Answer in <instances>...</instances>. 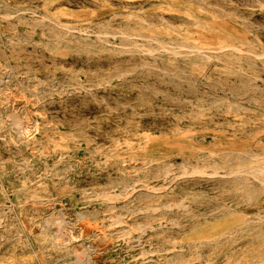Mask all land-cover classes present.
I'll list each match as a JSON object with an SVG mask.
<instances>
[{
    "label": "rangeland",
    "instance_id": "1",
    "mask_svg": "<svg viewBox=\"0 0 264 264\" xmlns=\"http://www.w3.org/2000/svg\"><path fill=\"white\" fill-rule=\"evenodd\" d=\"M0 264H264V0H0Z\"/></svg>",
    "mask_w": 264,
    "mask_h": 264
},
{
    "label": "bare ground",
    "instance_id": "2",
    "mask_svg": "<svg viewBox=\"0 0 264 264\" xmlns=\"http://www.w3.org/2000/svg\"><path fill=\"white\" fill-rule=\"evenodd\" d=\"M148 38V37H147ZM150 39V38H149ZM219 46V45H218ZM218 51V50H217ZM250 155V154H249ZM203 167V166H202ZM198 169V168H197ZM237 170V169H236ZM192 171V170H191ZM216 171V170H215ZM232 171V170H231ZM184 172V171H183ZM228 172V171H227ZM233 172V171H232ZM225 174H226V172H225ZM250 174V173H249ZM252 174V173H251ZM222 176V175H221ZM242 178V177H241ZM109 195V194H108ZM115 196V195H114ZM110 197V196H109ZM187 263H189V262H187Z\"/></svg>",
    "mask_w": 264,
    "mask_h": 264
}]
</instances>
